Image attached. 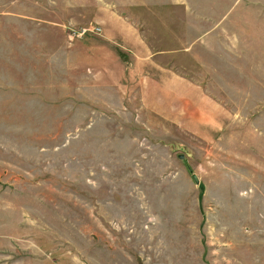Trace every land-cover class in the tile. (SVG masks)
<instances>
[{
  "label": "rangeland",
  "instance_id": "rangeland-1",
  "mask_svg": "<svg viewBox=\"0 0 264 264\" xmlns=\"http://www.w3.org/2000/svg\"><path fill=\"white\" fill-rule=\"evenodd\" d=\"M0 264H264V0H0Z\"/></svg>",
  "mask_w": 264,
  "mask_h": 264
},
{
  "label": "crops",
  "instance_id": "crops-1",
  "mask_svg": "<svg viewBox=\"0 0 264 264\" xmlns=\"http://www.w3.org/2000/svg\"><path fill=\"white\" fill-rule=\"evenodd\" d=\"M124 37L127 39L129 38L130 41L133 42V45H130L128 43H124V48L125 50L128 52L130 51V53L128 52V55H126L127 57V60L125 61V63L127 64H131L132 66L135 65V64H139V65H144L145 67L147 66L148 68H151L152 65H155V58L156 56H158L159 54H151L148 50L145 51L147 53H144L143 50H142V47L146 48V46L144 45L143 41L141 40V38L139 36H136L134 33L132 32H126L125 34H123ZM139 45L140 49L139 51L141 50L140 53H137L136 49L137 46ZM162 71H164L165 68H160ZM163 73H160L158 74V76L160 77V79H154V81H152V83L154 84H160L162 85V77H163ZM169 80V79H168ZM142 83H147V82H142V80H139V84L142 86ZM179 78L177 79H173V81L171 82V85L173 87L176 88L175 90V93L178 95L179 94Z\"/></svg>",
  "mask_w": 264,
  "mask_h": 264
},
{
  "label": "built area",
  "instance_id": "built-area-1",
  "mask_svg": "<svg viewBox=\"0 0 264 264\" xmlns=\"http://www.w3.org/2000/svg\"><path fill=\"white\" fill-rule=\"evenodd\" d=\"M85 31L91 32V33H94V34H100L101 29L99 27H93V28H90V29L85 30ZM85 31H83L82 34L85 33Z\"/></svg>",
  "mask_w": 264,
  "mask_h": 264
},
{
  "label": "water",
  "instance_id": "water-1",
  "mask_svg": "<svg viewBox=\"0 0 264 264\" xmlns=\"http://www.w3.org/2000/svg\"><path fill=\"white\" fill-rule=\"evenodd\" d=\"M179 158L181 159V158H182V156H179ZM192 179H193V181H194V182H197V178H196V176H195V175H192Z\"/></svg>",
  "mask_w": 264,
  "mask_h": 264
}]
</instances>
